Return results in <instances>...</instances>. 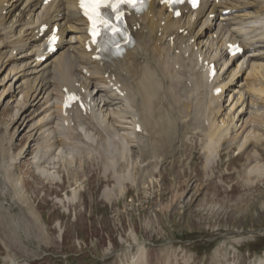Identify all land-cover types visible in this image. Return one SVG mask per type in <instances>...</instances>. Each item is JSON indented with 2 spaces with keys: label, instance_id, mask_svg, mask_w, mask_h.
<instances>
[{
  "label": "bare ground",
  "instance_id": "bare-ground-1",
  "mask_svg": "<svg viewBox=\"0 0 264 264\" xmlns=\"http://www.w3.org/2000/svg\"><path fill=\"white\" fill-rule=\"evenodd\" d=\"M77 1L61 0L38 9L41 0H0V72L7 68L0 86L6 95L14 96V89L22 93V119L30 115L24 126H28L32 139L34 135L43 138L48 146H55L53 151L52 147L50 149L57 155L63 152V146L83 148L96 143L104 145L105 152L116 142L128 148L124 159L126 166L131 167L130 172L132 168L143 169L145 165L148 170L157 167L160 163H156L158 159L153 162L158 155L155 153L163 152V145L182 139L177 140L186 129L191 146L198 145L203 151L202 171L208 179L213 167L221 162V154L234 147L241 153L251 146L241 167L243 176L255 175L259 179L264 175V161L258 151L260 137H263L260 131L264 130V0H225L220 5L212 4L203 15L199 7L193 21L188 16L172 18L164 7L158 6V0H152L147 13L129 18L136 46L126 52L123 60L108 67L93 60L92 52L84 50L86 23L79 16ZM20 4L19 11L11 16ZM221 6L239 11L220 16L216 22L207 18L210 11H220ZM58 13L62 14L61 18L56 17ZM44 21L58 22L62 38L58 44L60 50L46 62L39 63L34 57L44 40L38 37L37 29ZM213 24L221 28L216 27L210 36L206 28ZM260 25L262 28L258 29ZM204 32L205 37H200ZM237 37L245 45L246 54L241 59L233 57V64H237L226 70L230 59L225 58L221 46L226 39ZM199 58L201 62L214 60L219 65L220 70L210 83L204 78ZM176 62L180 71L186 70L193 78L189 86L178 83L180 90L173 91L169 83L176 79L170 73V64ZM83 69L89 76L82 73ZM181 78L178 82H183ZM115 84L119 85L121 93L112 88ZM211 85L220 86L221 92L213 94L209 90ZM65 88L82 95L87 106L85 114L76 109L67 115L61 111L59 102ZM163 111L168 114L163 115ZM137 123L141 125L140 132L135 130ZM5 126L0 125V207L7 199L8 207L16 208L20 202L24 206L30 203L16 177L17 162L24 151L9 155L14 145L11 135L4 131ZM160 143L163 145L159 146ZM220 150H223L221 154ZM124 176L114 174L113 187L102 191L106 200L125 191L123 182L127 175ZM254 180L245 183L248 185ZM74 197L67 201L72 202ZM30 209L29 216L37 222L40 216ZM27 215L16 213L24 220ZM256 263L264 264V253Z\"/></svg>",
  "mask_w": 264,
  "mask_h": 264
},
{
  "label": "rangeland",
  "instance_id": "rangeland-1",
  "mask_svg": "<svg viewBox=\"0 0 264 264\" xmlns=\"http://www.w3.org/2000/svg\"><path fill=\"white\" fill-rule=\"evenodd\" d=\"M6 71L0 72V80ZM18 91L6 95L0 86V125L11 135L9 155L24 151L16 177L31 207L20 202L23 207L9 208L3 201L0 264H257L264 253V175H242L251 146L241 153L235 147L220 150L221 162L208 179L202 171L203 151L191 146L184 129L180 142L159 144L164 148L155 153L157 167L129 172L125 147L116 142L108 153L104 145L93 143V151L63 146L57 155L43 138L32 139L24 126L30 115L22 119ZM263 137L258 145L262 161ZM114 174L127 175L125 191L106 200L102 191L113 187ZM246 180L254 182L247 185ZM71 196L74 200L68 202ZM29 207L40 216L37 222ZM20 212L28 214L26 220L16 216Z\"/></svg>",
  "mask_w": 264,
  "mask_h": 264
},
{
  "label": "snow or ice",
  "instance_id": "snow-or-ice-1",
  "mask_svg": "<svg viewBox=\"0 0 264 264\" xmlns=\"http://www.w3.org/2000/svg\"><path fill=\"white\" fill-rule=\"evenodd\" d=\"M142 3V0H140ZM120 3H128L131 4L133 7H135L137 0H118L117 3H111V0H80V7L84 10L85 15L88 16L90 21H93V36H94V42L95 37L99 36V31L97 30L98 24L96 20H94V17L99 18L100 13L99 9L101 7H111L114 12H116L119 8ZM179 14V13H177ZM116 19H120V15L116 16ZM99 25H102L105 28H110L113 32L119 31L118 28H114L108 21L106 20H99Z\"/></svg>",
  "mask_w": 264,
  "mask_h": 264
}]
</instances>
